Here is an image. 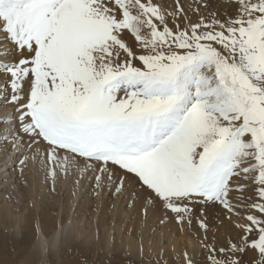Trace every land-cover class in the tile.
<instances>
[{
    "label": "snow or ice",
    "instance_id": "1",
    "mask_svg": "<svg viewBox=\"0 0 264 264\" xmlns=\"http://www.w3.org/2000/svg\"><path fill=\"white\" fill-rule=\"evenodd\" d=\"M0 153L264 264V0H0Z\"/></svg>",
    "mask_w": 264,
    "mask_h": 264
},
{
    "label": "rangeland",
    "instance_id": "2",
    "mask_svg": "<svg viewBox=\"0 0 264 264\" xmlns=\"http://www.w3.org/2000/svg\"><path fill=\"white\" fill-rule=\"evenodd\" d=\"M2 155L3 154L0 153L1 159ZM1 162L2 161H0V165L2 164ZM2 167L0 172L5 170V168ZM26 170H29L27 171L28 176L26 178V183H23L24 180L19 177V172L8 170L5 175H1V202L7 197L9 202L14 201L22 204L33 203L35 198L34 193H32V199H29L30 192L27 190L28 187L32 186L33 188H37L36 191L40 197L52 201L54 203L52 206H55L54 208L59 210L57 220L59 226L60 220L62 219V210H68V206H71L68 217L66 220L65 218L63 219L62 225L64 224L66 230H62L61 237L65 236L64 234H67L73 227L75 215L78 220L82 219L83 221L79 225L81 226L83 224L86 226H83V228H81L82 230L79 228L78 232L81 231V234H79L77 230L75 231V229H72L70 232L71 236L65 241L60 239L57 241L54 239L53 241V239H49L50 237L48 235V237L44 239L48 241L47 251L41 248V252L37 254L34 251L35 245L38 246L37 217H34L33 222L36 232H34L35 238L30 237L29 234L26 235V233H24L26 235L25 237L22 236L18 227L14 225V221L10 218V220L5 222L4 226L0 224V264H160L157 257L161 251H163V253H165L164 255L168 258V264H173L171 259L174 255L172 252L173 249L168 244L167 234H164L161 224L159 222L158 224L154 223L150 230L143 233V235L149 239L152 247L148 245L149 243H142V230L137 231L136 229L138 220L141 217V212L138 208H128L123 198L114 197L108 190L110 197L107 202H104L107 192L102 190L98 195H94L92 184L86 179L82 180L78 186L75 185L71 179L66 181L61 180V182L59 181L56 184L55 191L53 192L50 190L49 185L44 184V188L39 187L36 181L37 176L35 177V175L39 176V173L35 171L31 165H29ZM26 170L24 175L26 174ZM30 180L32 184L29 182ZM16 189L20 192H14ZM20 196L23 197L20 198ZM85 203V207L87 204L90 205L89 212L95 215L94 218L93 214L85 215L87 213L86 209V212L82 211V209L85 208ZM102 203H105V206L101 209ZM82 213L84 214L82 215ZM103 214H107L108 218L100 222L99 219L102 218ZM89 220L91 221L89 222L90 225L97 226L98 224V226L94 229L90 228L92 226L88 225ZM115 220H117V222H115ZM131 220H134V225H130ZM22 224L23 226L26 225L25 220ZM91 229L93 231H91ZM48 233H51V230H49ZM103 234H108L107 236L110 235L111 238L113 237L112 240H114V243L108 247H104L101 242L97 241L99 239L101 241ZM159 235L161 236L159 237ZM175 237H178L177 243L179 245L178 249H175L176 253L182 251L185 246L191 249V246L188 245L186 240L185 245L184 238L181 237L179 233L176 232ZM187 237L192 242V237L189 234H187Z\"/></svg>",
    "mask_w": 264,
    "mask_h": 264
},
{
    "label": "bare ground",
    "instance_id": "3",
    "mask_svg": "<svg viewBox=\"0 0 264 264\" xmlns=\"http://www.w3.org/2000/svg\"><path fill=\"white\" fill-rule=\"evenodd\" d=\"M2 160H3V155H2V159L0 158V161H2ZM2 166L3 165L1 164L0 165V169H1ZM6 171H8V170L5 169L3 172H0V177H1V175H5ZM27 171H29V170H26V174L23 177L19 176V177H21L24 180L23 183H25V181L27 180L26 179L27 176H28ZM32 172H33V170H32ZM30 174H31V172H30ZM35 174H37V173H35ZM36 176H37V180L36 181L38 182L39 187H41V188L43 187L44 188L45 185H44V183H42V179H41L40 174H39V176L38 175H35V177ZM29 182L32 184L31 180ZM24 187H25V185H24ZM27 190H29V192H30L29 199H32V193H34V197H35L34 198V202L31 203V204L30 203L22 204V203H19V202L17 203V202H14V201L13 202L12 201L9 202L8 199H7V197L5 199H3V202L0 201V224H3V226H4L5 225V222L8 221V220H10V218H11L14 221V225L18 227L19 232L22 234V236L25 237L26 235L29 234L30 237H34L35 238L36 236H34L35 228H34L33 222H34V217L35 218L37 217V221H38V226H37V228H38L37 229L38 230L37 231L38 232L37 243H38V246L35 245V248H34L35 253L39 254V252H41L42 242L44 241V239L46 237H48V235L50 237L49 239H53V241H54V239L56 241L58 239H60L62 241H65V240H67L69 238V236H71L70 232H71L72 229H75V231L77 230V232H78L79 231V228L81 229V228H83V226H86V225H83V224L80 226L79 224L81 222H83V221H82V219H79L78 220L77 219V216L75 215V223H74L73 227L71 228V230H69V232H67V234H64L65 236H62L61 237L62 230H66L64 224L62 225L63 219L65 218V220H66V218L68 217V213L70 212L71 206H68V210H65V211L62 210V219L60 220V226H59V222L57 221L58 220L59 210H56V208H54L55 206L54 207L52 206L54 203L52 201H50L49 199H47V198L44 199L43 197H40L38 195L37 191H36L37 188H35V187L34 188L32 186L31 187H28ZM103 191L107 192V194L105 196V200H104V202H107L108 199H109V197H110L109 192H108V189L105 188V189H103ZM14 192L19 193L20 191L18 189H16V191H14ZM21 197H23V196H20V198ZM85 205H86V203L84 204V207H85ZM89 206L90 205L87 204V206L85 208L83 207L84 209L81 208L82 211H84V212L87 211V213L85 214L86 216L88 214L89 215H92L93 214L92 212L91 213L89 212ZM104 206H105V203L104 204L102 203L101 204V209L104 208ZM85 209H86V211H85ZM135 212H136V210H135ZM16 214H18V215H16ZM83 214L84 213H82V215ZM94 217H95V215L93 214V218ZM107 218H108V215L107 214H103L102 218L99 219V220H100V222H102V221L107 220ZM24 220H25L26 225L23 226L22 222ZM89 222H91V221L90 220L88 221V225H90ZM115 222H117V220H115ZM158 222H159L158 216H156V215L154 216L152 213H149L146 219L141 214V217L138 220L137 228L136 229H137V231L142 230V237H141L142 238V241H143L142 243H144V244H146V243L148 244L149 243L148 245H150V246L152 245L150 243L149 239L146 238V236H144L143 233L146 232L147 230H150L152 228L153 224L154 223L155 224L156 223L158 224ZM133 223L135 224L134 220H131L130 225H134ZM77 225H79V226H77ZM90 226H92V225H90ZM97 226H98V224H97ZM97 226H92L90 228H93L94 229ZM161 227L163 229L164 234L165 233L167 234V238H168V242H169V243L168 242L167 243L172 247V249H178V246H179L178 243H177L178 242V240H177L178 237H175V233L176 232L179 233L180 236L184 238V241L185 240L187 241V243H188L189 246L192 245V242L187 237V233L181 234L180 231L178 230L177 226L174 223L161 224ZM49 230H51V233H48ZM91 231H93V230L91 229ZM27 232H29V233H27ZM80 232H78V233L81 234ZM160 232H161V230H160ZM24 233H26V235ZM79 234H78V236H79ZM107 235H104L103 234L102 235L103 238H101V241H100V239L97 240L98 242H101V244L104 247H108L112 243H114L113 242L114 240H112L113 237L111 238L110 235L109 236H107ZM160 236L161 235H159V237ZM164 237H165V235H164ZM22 239H23V237H22ZM186 241L184 242L185 245H186ZM151 247H150V250H151ZM172 252H173V250H172Z\"/></svg>",
    "mask_w": 264,
    "mask_h": 264
}]
</instances>
